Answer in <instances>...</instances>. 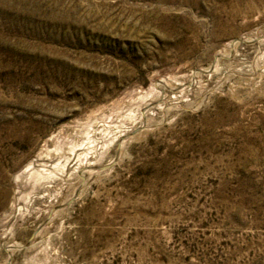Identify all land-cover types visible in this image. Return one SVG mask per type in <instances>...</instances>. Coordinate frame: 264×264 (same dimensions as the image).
I'll use <instances>...</instances> for the list:
<instances>
[{"label":"rangeland","instance_id":"1","mask_svg":"<svg viewBox=\"0 0 264 264\" xmlns=\"http://www.w3.org/2000/svg\"><path fill=\"white\" fill-rule=\"evenodd\" d=\"M0 264H264V0H0Z\"/></svg>","mask_w":264,"mask_h":264},{"label":"bare ground","instance_id":"2","mask_svg":"<svg viewBox=\"0 0 264 264\" xmlns=\"http://www.w3.org/2000/svg\"><path fill=\"white\" fill-rule=\"evenodd\" d=\"M67 163H64L62 166L65 168ZM94 169V168H93ZM92 168L90 170H93ZM87 170L84 169L81 171V175H84V172ZM3 175V173H2ZM55 175L53 171H50L46 168H37L34 166L32 162L28 163L23 170L18 174L19 179H23L25 181H33L34 183H38L41 179H46L45 177H51ZM6 177V176H5ZM24 181V182H25Z\"/></svg>","mask_w":264,"mask_h":264}]
</instances>
